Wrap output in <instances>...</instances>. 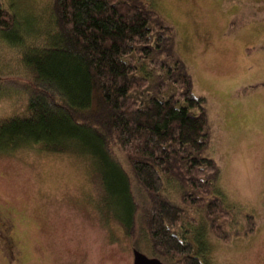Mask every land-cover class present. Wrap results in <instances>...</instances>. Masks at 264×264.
I'll use <instances>...</instances> for the list:
<instances>
[{"label": "trees", "instance_id": "obj_1", "mask_svg": "<svg viewBox=\"0 0 264 264\" xmlns=\"http://www.w3.org/2000/svg\"><path fill=\"white\" fill-rule=\"evenodd\" d=\"M51 11L46 44H29L23 22L0 0V31L25 49L22 63L36 88L26 114L0 122V151L36 145L92 156L107 215L135 237L141 212L153 258L164 264H205L208 234L224 241L252 234L250 214L243 231L231 227L235 213L211 156L208 102L194 93L175 27L145 0H53ZM115 148L140 185L141 208ZM174 187L179 202L169 193Z\"/></svg>", "mask_w": 264, "mask_h": 264}, {"label": "rangeland", "instance_id": "obj_2", "mask_svg": "<svg viewBox=\"0 0 264 264\" xmlns=\"http://www.w3.org/2000/svg\"><path fill=\"white\" fill-rule=\"evenodd\" d=\"M145 1L175 27L176 49L190 68L194 93L207 99L211 156L222 170L226 205L235 213L232 229L246 228V214L257 224L252 234L229 241L206 235L202 261L264 264V0ZM52 2L3 0L23 22L25 41L39 46L50 34ZM23 49L0 31V122L26 114L36 89L22 63ZM112 152L130 174L141 208L132 167L123 152ZM169 193L180 201L175 187ZM103 197L90 155L36 145L0 151V264H134L135 249L153 258L142 213L135 237L129 236L107 215ZM190 213L202 216L195 209Z\"/></svg>", "mask_w": 264, "mask_h": 264}, {"label": "water", "instance_id": "obj_3", "mask_svg": "<svg viewBox=\"0 0 264 264\" xmlns=\"http://www.w3.org/2000/svg\"><path fill=\"white\" fill-rule=\"evenodd\" d=\"M134 264H164V263L158 258H150L143 252L135 249Z\"/></svg>", "mask_w": 264, "mask_h": 264}]
</instances>
